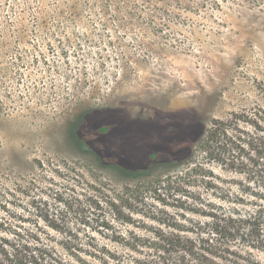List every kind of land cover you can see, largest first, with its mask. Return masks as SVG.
<instances>
[{"label": "rangeland", "instance_id": "374dc122", "mask_svg": "<svg viewBox=\"0 0 264 264\" xmlns=\"http://www.w3.org/2000/svg\"><path fill=\"white\" fill-rule=\"evenodd\" d=\"M260 180L264 0H0L1 218L48 245L36 209L75 247H151L208 233Z\"/></svg>", "mask_w": 264, "mask_h": 264}, {"label": "trees", "instance_id": "16d2710c", "mask_svg": "<svg viewBox=\"0 0 264 264\" xmlns=\"http://www.w3.org/2000/svg\"><path fill=\"white\" fill-rule=\"evenodd\" d=\"M103 129L102 132L106 131ZM99 131L100 128L91 130L95 136ZM67 137L76 151L100 162L98 153L85 143L86 136L82 138L70 129ZM96 143L100 145L101 142ZM248 160L250 162L251 157ZM128 176L131 175H125ZM169 177L167 174V182ZM243 187L245 193L240 202L234 200L224 203V206L219 204L211 214L204 215L212 221V229L208 233L186 235L172 231L162 234L157 240L159 245L151 247L114 245L115 250L97 245L75 247L69 245L66 236L70 233L62 230L61 220L47 211L36 209L37 215L28 219L35 225L42 222L45 229L61 235L65 241L60 245H48L29 228V222L19 212L12 211L8 218L0 217V264H78L76 259L82 256L96 260L93 264H264L256 255L264 254V180L247 183ZM240 207H249V211L241 214L238 212ZM45 235L50 237L49 232ZM143 253L144 261L135 259V255L142 256Z\"/></svg>", "mask_w": 264, "mask_h": 264}]
</instances>
